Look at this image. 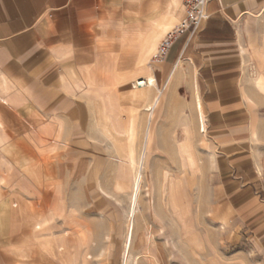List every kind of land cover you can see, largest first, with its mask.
I'll use <instances>...</instances> for the list:
<instances>
[{
    "label": "crops",
    "instance_id": "crops-1",
    "mask_svg": "<svg viewBox=\"0 0 264 264\" xmlns=\"http://www.w3.org/2000/svg\"><path fill=\"white\" fill-rule=\"evenodd\" d=\"M205 9L195 32L184 29L156 59L185 18L183 0H0V201L14 200L0 203V264H101L102 254L77 250L93 237L72 213L112 208L118 191L129 205L148 127L151 199L137 240L148 243L141 213L163 244L167 222L189 245L206 222L212 235L246 236L264 264V0H208ZM140 78L154 87L134 88ZM109 138L130 148L126 158L113 160Z\"/></svg>",
    "mask_w": 264,
    "mask_h": 264
},
{
    "label": "rangeland",
    "instance_id": "rangeland-1",
    "mask_svg": "<svg viewBox=\"0 0 264 264\" xmlns=\"http://www.w3.org/2000/svg\"><path fill=\"white\" fill-rule=\"evenodd\" d=\"M141 136L142 134H135L134 136V145L133 148H131L134 158L137 157L140 148ZM108 140H110V138ZM110 143H112L111 140ZM112 144L115 145H113L115 147L113 150L115 154L113 157L114 161L127 157L130 148L120 147V142L118 143L114 140ZM108 152H110V150L103 149V155L108 154ZM103 159L109 161L111 157L107 155L104 156ZM88 166H90V162H87L86 174H92V172H88ZM105 175L106 174H103V177ZM262 175H264L263 172L258 173V194L259 179ZM87 186L89 191L93 189L92 183H87ZM118 192V196L113 198L114 205L112 208H110L111 205L108 201L107 207L102 209L101 213L99 211L98 213L94 211H76L72 213L75 222L87 223L93 237L90 244H82L77 250L80 253L88 255L94 253L102 254L100 255V258H103L100 262L101 264H121V254L123 258L124 236L127 225L125 213L128 211L129 205L125 202L124 197L120 195L121 191ZM146 193L147 187L145 186V180L143 178L137 217L140 212L141 204L144 201L150 202L151 198L149 196H144ZM13 202L14 200L8 197L0 201V203L4 204L7 208L11 207ZM74 208L84 209L85 206H75ZM141 216L143 224L142 231L145 233V236H147L146 242L148 243L142 244V241L137 240L138 236H142V232L136 229L135 239L130 249V252L139 256L136 264L151 263L145 260L146 257L142 255L145 252L159 253L163 258V260H160L159 264H262L259 258L250 250L246 236L239 235L237 232L212 235V224L204 222L201 232L202 235L201 237L199 236L193 239V245L180 244L175 238V227L170 221L167 222L166 226V244H163V239H160L157 227L152 225L146 213H141ZM38 232L41 235V239L44 240L46 237V230L39 229ZM161 232H163V228H161ZM119 241H121L122 244L119 243ZM211 241L214 243H211ZM9 247L11 248L12 246L7 245V249ZM60 248L61 247L58 249ZM26 249L28 248L23 246V252L27 251ZM157 263L156 261L152 264Z\"/></svg>",
    "mask_w": 264,
    "mask_h": 264
},
{
    "label": "built area",
    "instance_id": "built-area-1",
    "mask_svg": "<svg viewBox=\"0 0 264 264\" xmlns=\"http://www.w3.org/2000/svg\"><path fill=\"white\" fill-rule=\"evenodd\" d=\"M207 1L208 0H183L186 13L185 18L166 33L155 53L156 59H162L173 40L179 36L184 29H189L190 34H193L199 24L209 17L205 9ZM148 83L146 78H140L134 82L133 87L147 86ZM259 195L261 201L264 203V175L260 176L259 179Z\"/></svg>",
    "mask_w": 264,
    "mask_h": 264
},
{
    "label": "bare ground",
    "instance_id": "bare-ground-1",
    "mask_svg": "<svg viewBox=\"0 0 264 264\" xmlns=\"http://www.w3.org/2000/svg\"><path fill=\"white\" fill-rule=\"evenodd\" d=\"M148 82H149L148 86L150 87V89H151V87H154L155 84H154V80L152 78H148ZM195 94H196V92H195ZM157 103H158V98L155 97L153 101L151 100V103L148 104V106L146 105L148 107L147 110L149 111V119L152 118L153 108L157 105ZM200 111H201V108H200ZM203 120L204 119L202 117V112H201L202 126L204 124ZM149 135H150V127H148V129L145 132V140H144L145 141V143H144L145 148L147 146ZM145 148L144 147L141 148L140 154H139V160L137 159L138 163L136 164L137 166L134 170L133 182H132V191H131V195H130L128 211L126 213L127 225H126V232H125V236H124V252H123V258H122L121 264H128V262H129L128 259L130 258V253H131L130 247H131L133 239H134L135 221H136L137 213L139 211V196L141 194V188H142V182H143L142 161H143ZM132 259H133V257H132Z\"/></svg>",
    "mask_w": 264,
    "mask_h": 264
}]
</instances>
